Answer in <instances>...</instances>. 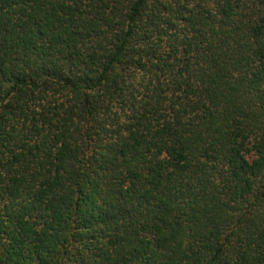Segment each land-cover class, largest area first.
Listing matches in <instances>:
<instances>
[{
  "label": "trees",
  "instance_id": "1",
  "mask_svg": "<svg viewBox=\"0 0 264 264\" xmlns=\"http://www.w3.org/2000/svg\"><path fill=\"white\" fill-rule=\"evenodd\" d=\"M0 264H264V0H0Z\"/></svg>",
  "mask_w": 264,
  "mask_h": 264
}]
</instances>
